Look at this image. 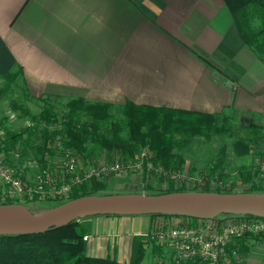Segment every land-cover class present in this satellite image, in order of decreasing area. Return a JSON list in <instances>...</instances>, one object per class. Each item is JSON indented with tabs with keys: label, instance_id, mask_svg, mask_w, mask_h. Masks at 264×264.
<instances>
[{
	"label": "crops",
	"instance_id": "obj_1",
	"mask_svg": "<svg viewBox=\"0 0 264 264\" xmlns=\"http://www.w3.org/2000/svg\"><path fill=\"white\" fill-rule=\"evenodd\" d=\"M17 68L38 96L130 99L264 121V61L225 0H0V75ZM188 222L151 214L78 219L87 255L127 264L135 241L145 258L161 256L152 228ZM231 245L243 264H264V234Z\"/></svg>",
	"mask_w": 264,
	"mask_h": 264
},
{
	"label": "rangeland",
	"instance_id": "obj_2",
	"mask_svg": "<svg viewBox=\"0 0 264 264\" xmlns=\"http://www.w3.org/2000/svg\"><path fill=\"white\" fill-rule=\"evenodd\" d=\"M16 80L11 90L5 91L0 97V114L12 110L18 115V120H15L10 125L12 134H19L20 136L19 141L13 145L12 149L14 152L17 149L20 150L23 157H25L23 158L24 161L31 160L33 162V168L24 166L22 163L20 167H24L30 174H33L30 179L34 177V172L42 171L45 166H47L52 175L60 177L62 173L59 166L61 167L62 161L69 151L68 149L71 148L66 143L65 134V125L68 119L67 101L69 98L65 95L50 96L48 93L47 95L38 96L26 89V84L23 83L20 76ZM12 100H16L27 107L36 118L31 119L29 115H24L15 109L12 105ZM111 103L114 105L112 117L115 120L122 116L123 103L118 101ZM46 104H50L55 112L54 119L50 121L39 117ZM225 117L228 119L226 121L228 132L224 135L214 136L209 141L201 136L187 137L184 132L173 131L174 151L182 157L178 168L173 166L166 168L161 163H154L152 160L153 152L148 145L137 148L133 154L126 153L122 149H109L102 146L97 141L99 138L98 133L112 136V132L105 127L101 128L98 133L95 132L94 139L88 138L84 151L80 152L75 148L72 149L79 154V158L84 159L86 164H101L116 160L122 162L123 167L117 172L107 173L102 178L96 179L98 182L92 183L95 178L85 181L89 183L84 189L91 192L94 191L93 194L120 192L153 193L168 189H202L205 185L209 188L211 184L219 182L216 188L245 191L251 186L249 177L253 176V174L258 179L257 184L264 189V171L259 170L261 165L264 164V121L231 111L223 113L221 118ZM90 118L86 114H81L79 117L80 121L88 123ZM25 119H29L33 125L26 127ZM255 128H258L261 136H254ZM121 133L124 138L129 136L128 129L122 130ZM237 134L242 135L250 146L249 152L245 155H237L234 151L233 142L236 140ZM224 144L228 148L229 155L225 158L224 170L222 171L216 167V156ZM55 167L57 171H54ZM248 173H251V175H248ZM244 176L246 179H243ZM81 184L75 186H80ZM95 187L96 190H94ZM62 200H65V197L57 194L52 197H39L36 200L24 202L25 199L22 196L21 199H16L12 203L23 202L27 204L30 210L40 211L56 206ZM157 246L162 250L161 256L157 259L149 256L141 264L176 263L169 246L160 244ZM244 256L240 254V261L237 264L244 263Z\"/></svg>",
	"mask_w": 264,
	"mask_h": 264
},
{
	"label": "trees",
	"instance_id": "obj_3",
	"mask_svg": "<svg viewBox=\"0 0 264 264\" xmlns=\"http://www.w3.org/2000/svg\"><path fill=\"white\" fill-rule=\"evenodd\" d=\"M233 13L240 35L253 49L257 56L264 61V0H225ZM20 68L11 70L0 75V97L5 91L11 90L16 79L21 75ZM2 85V87H1ZM28 92V91H27ZM12 105L24 115H32L27 107L16 100ZM66 120V143L78 151L85 150L88 138L94 139L95 132L101 128L110 129L112 136L99 134L97 141L109 149H122L126 153L133 154L139 148L148 145L152 152L154 163H161L164 167L180 166V158L174 151L173 131L184 132L187 137L201 136L209 141L214 136L226 134L227 117L221 118L223 114H214L186 110L168 105H152L137 103L126 99L123 103L121 117L113 119L112 108L114 105L108 101H90L81 96L70 97L67 101ZM81 114L90 118L89 123L80 121ZM39 117L50 121L54 119L55 112L50 104H46ZM128 129L129 136L124 138L122 130ZM254 136H261L258 128L254 129ZM19 134L8 131V150L19 141ZM233 148L237 155H245L250 146L242 135L237 134L233 142ZM229 155L228 148L221 146L216 156V167L224 170L225 158ZM23 164V162H22ZM251 173H248V175ZM243 179H246L244 176ZM251 186L245 191L264 192L261 185L257 184V177L250 176ZM98 182L96 179L92 183ZM89 182L75 186L69 197L61 202L67 201L93 192L84 189ZM102 185V184H100ZM96 190V187L94 188ZM181 189H168L153 192L163 193L171 191H182ZM187 190H214L221 192H233L220 188L210 189L203 186L202 189ZM163 215V214H151ZM146 257V249L143 244H134L131 260L128 264H141ZM192 263V262H189ZM0 264H127L109 257H92L86 253V242L84 232L78 223V219L69 224L50 228L46 232L32 234L0 235ZM185 264V263H181ZM196 264V263H194ZM198 264V263H197ZM200 264V263H199Z\"/></svg>",
	"mask_w": 264,
	"mask_h": 264
},
{
	"label": "built area",
	"instance_id": "obj_4",
	"mask_svg": "<svg viewBox=\"0 0 264 264\" xmlns=\"http://www.w3.org/2000/svg\"><path fill=\"white\" fill-rule=\"evenodd\" d=\"M15 120H18L15 111L8 110L0 114V204L15 202L22 196L24 202L57 194L67 199L75 185L93 178L100 179L123 167V163L116 160L86 164L76 151L69 148L62 168L59 166L62 173L60 177L52 175L45 166L42 171L34 172V177L30 179L33 174L24 176L20 164L23 162L24 166L33 168V162L24 161L20 150L14 152L12 148L7 149L8 131H11L10 125ZM32 125L29 119H25L26 127ZM261 168L259 170L264 171V164ZM54 171H57L56 167ZM217 184L219 182L211 184L210 189H216ZM188 218V223L164 224L152 228L148 233L158 244L171 248L176 264H237L240 255L239 250L231 245L234 240L249 234L264 233L263 217L224 214L215 218Z\"/></svg>",
	"mask_w": 264,
	"mask_h": 264
},
{
	"label": "water",
	"instance_id": "obj_5",
	"mask_svg": "<svg viewBox=\"0 0 264 264\" xmlns=\"http://www.w3.org/2000/svg\"><path fill=\"white\" fill-rule=\"evenodd\" d=\"M100 214H163L205 219L229 214L264 218V192L182 190L86 194L40 211L30 210L25 203H6L0 204V235L46 232Z\"/></svg>",
	"mask_w": 264,
	"mask_h": 264
}]
</instances>
